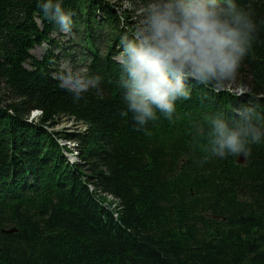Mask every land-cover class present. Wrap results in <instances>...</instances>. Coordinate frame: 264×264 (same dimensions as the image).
I'll list each match as a JSON object with an SVG mask.
<instances>
[{"label":"trees","instance_id":"trees-1","mask_svg":"<svg viewBox=\"0 0 264 264\" xmlns=\"http://www.w3.org/2000/svg\"><path fill=\"white\" fill-rule=\"evenodd\" d=\"M237 2L257 28L236 75L189 80L173 120L158 113L146 133L122 115L119 37L135 29L121 5L63 2L71 29L88 34L86 74L102 78L77 100L51 56L31 54L55 45L59 26L37 0H0V264H264V141L248 157L203 161L207 137L196 134L218 112L227 118L251 103L264 113V0ZM101 28L112 39L105 55L91 46ZM233 80L248 93H231ZM64 120L87 128L58 131ZM75 152L71 165L65 153Z\"/></svg>","mask_w":264,"mask_h":264},{"label":"clouds","instance_id":"clouds-1","mask_svg":"<svg viewBox=\"0 0 264 264\" xmlns=\"http://www.w3.org/2000/svg\"><path fill=\"white\" fill-rule=\"evenodd\" d=\"M64 0H37L43 16L61 31H70L73 12ZM257 24L252 13L237 0H146L133 35L119 37L122 50L118 80L126 110L137 130L158 113L172 121L176 101L191 96L189 80L201 84L232 79L247 55ZM73 71L66 62L54 77L71 85L78 100L83 92L98 87L99 75ZM210 130L197 126L196 134L207 137V156L248 157L253 146L264 141V113L244 104L227 117L218 112L207 120ZM202 161V162H203Z\"/></svg>","mask_w":264,"mask_h":264},{"label":"rangeland","instance_id":"rangeland-1","mask_svg":"<svg viewBox=\"0 0 264 264\" xmlns=\"http://www.w3.org/2000/svg\"><path fill=\"white\" fill-rule=\"evenodd\" d=\"M107 3H113L116 5H121L123 11H126L130 16V20H132L134 29L136 28L140 18L142 17L143 9L146 3V0H105ZM99 14V12H98ZM100 16V15H99ZM77 31H61L60 28L56 29L51 33V38L54 40L55 45H43L40 47H35V49L31 52L32 56L37 58L38 60L43 59L46 55L51 56V65L54 69L55 73L61 70V66L66 62L72 68L73 71H77L79 69H87L88 62L90 61V54L85 47L86 37L84 34V29L81 24H77ZM84 39V42L81 40ZM94 43L91 45L98 49L100 54L105 55L107 49L112 44L111 33L109 29L101 28V30H97L94 37ZM117 61L122 62V55L117 56ZM86 74V73H85ZM62 84V82L60 81ZM64 87L70 88L71 85L62 84ZM231 92L235 95H239L241 93H248L249 89L246 84L242 83L239 80H233L230 83ZM2 92V91H1ZM35 116H31L30 120H34ZM84 125L80 123H75L72 120H64L62 125L59 127L58 131H69L71 133L76 132V130L81 131L84 129ZM72 147V146H71ZM71 161V163H77V155L74 156L67 155Z\"/></svg>","mask_w":264,"mask_h":264},{"label":"water","instance_id":"water-1","mask_svg":"<svg viewBox=\"0 0 264 264\" xmlns=\"http://www.w3.org/2000/svg\"><path fill=\"white\" fill-rule=\"evenodd\" d=\"M239 163L243 164L244 163V160H240Z\"/></svg>","mask_w":264,"mask_h":264}]
</instances>
